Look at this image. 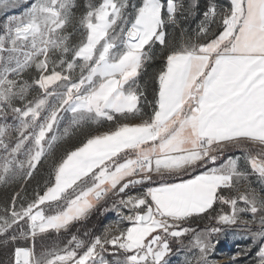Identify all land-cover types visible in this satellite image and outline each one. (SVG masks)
I'll return each instance as SVG.
<instances>
[{"label": "snow or ice", "instance_id": "obj_1", "mask_svg": "<svg viewBox=\"0 0 264 264\" xmlns=\"http://www.w3.org/2000/svg\"><path fill=\"white\" fill-rule=\"evenodd\" d=\"M18 4L0 0V12ZM198 8V0H32L7 17L0 242L11 249L8 264H110L105 253L111 264H169L173 243L184 264H218L211 257L228 229L251 241L230 264L250 255L264 264V0L227 8L207 0L194 34L169 35ZM157 47L163 67L148 100L139 79ZM103 122L111 127L53 158L59 142ZM234 149L241 155L225 159ZM50 158L49 180L29 196ZM109 200L119 219L100 235L51 239ZM197 218L215 224L191 227Z\"/></svg>", "mask_w": 264, "mask_h": 264}, {"label": "rangeland", "instance_id": "obj_2", "mask_svg": "<svg viewBox=\"0 0 264 264\" xmlns=\"http://www.w3.org/2000/svg\"><path fill=\"white\" fill-rule=\"evenodd\" d=\"M32 0H19V4L15 9H10L7 12H0V32L3 31L4 25L7 23V17L10 15H18L22 13L27 6L30 5ZM82 2L81 0H78V3ZM133 4L140 3V0H131ZM207 2V0H198L199 8L194 11L191 15H188L186 17L181 18L180 26L178 28H174L173 26H168L166 28V31L169 33L170 36H179L180 30L183 29L188 34H194V32L198 29V25L203 20V17L201 15V12L203 10L204 4ZM230 0H216V3L222 7L227 8L229 5ZM212 30L216 31V26L212 25ZM161 49L157 47V53L158 55L161 53ZM157 55V56H158ZM153 64V60L147 65L145 72L141 74V77L139 79V83L142 88L145 89L146 83H149L150 76H147V71L151 69V65ZM161 69V66H158L153 74H156ZM154 76V75H153ZM144 78V79H143ZM143 80H146L143 84ZM154 86V85H153ZM150 110V109H149ZM65 119L61 122V131H63V128L67 126L68 124V118L70 117V114L65 113L64 114ZM12 119L9 118L8 123H12ZM109 127H111V124L108 122H103L99 125L92 124L90 126H86L84 132H76L74 135L69 136L68 138L64 139L63 141L59 142L54 150V159L59 160L61 156L64 155V153L71 148L77 146L83 139H85V136L88 133L95 134L96 132H101L107 130ZM228 155L231 156H239L241 155L239 150H233L231 152H228L225 154V159ZM53 158L49 159V163H45L43 167L38 166V171L35 174L34 179L30 181V183L27 185V193L29 196L33 193L34 189H43L45 187V182L49 180L50 177V163ZM253 187L257 188V190L260 189L261 185L257 182L256 178L253 176L252 178ZM6 189L4 186L0 185V201H2L3 195L5 193ZM10 192V189L7 190ZM100 207V216L103 217L104 223L99 229L98 235H100L106 227L109 225L115 223L118 221L119 217L117 213L112 209V201L109 200L106 204L101 203ZM107 209V210H106ZM217 210H219V206H217ZM224 211H228L227 206H224ZM215 213H213L214 215ZM215 221H209L207 218L204 219H193L189 222V225L193 228L197 229H203L207 226L214 225ZM127 226V223L121 225ZM53 240H56V242H61V237L58 239L56 237L51 238ZM220 243L217 245V248L211 257L213 260L217 261L218 264H230V257L233 256L236 252H238L240 249L247 247L251 241L250 238L244 236L242 233L235 231L233 229H228L226 235H222L220 237ZM187 243V241H185ZM172 247L174 249L173 253L167 257L169 264H184V258L185 253L182 251H176L177 245L175 243L172 244ZM11 255V249L4 245L2 242H0V264H8L9 256ZM105 258L110 261V264L112 261H114L115 257L112 255H109L108 253H105ZM239 264H253V256H247V257H239Z\"/></svg>", "mask_w": 264, "mask_h": 264}, {"label": "trees", "instance_id": "obj_3", "mask_svg": "<svg viewBox=\"0 0 264 264\" xmlns=\"http://www.w3.org/2000/svg\"><path fill=\"white\" fill-rule=\"evenodd\" d=\"M158 66H161V68L163 67V59H162V55L160 54L153 59V64L151 65V69H149L146 74L147 76H150V79L148 80L149 83H146V87H145L148 100H152L153 97V88L155 87V83H154L155 74L153 73L155 72ZM144 82H146V80H143V84ZM103 223H104V219L103 217L100 216V207L98 206L97 209L93 210L92 214L86 220L75 223L69 229L68 232L62 233L59 237H61V242H66L68 239H70L71 235L73 234L77 235L80 238L87 239V237H85V233L98 235L99 229L101 228Z\"/></svg>", "mask_w": 264, "mask_h": 264}, {"label": "crops", "instance_id": "obj_4", "mask_svg": "<svg viewBox=\"0 0 264 264\" xmlns=\"http://www.w3.org/2000/svg\"><path fill=\"white\" fill-rule=\"evenodd\" d=\"M176 37H179V36H176Z\"/></svg>", "mask_w": 264, "mask_h": 264}, {"label": "built area", "instance_id": "obj_5", "mask_svg": "<svg viewBox=\"0 0 264 264\" xmlns=\"http://www.w3.org/2000/svg\"><path fill=\"white\" fill-rule=\"evenodd\" d=\"M199 25H200V24H199ZM199 25H198V26H199Z\"/></svg>", "mask_w": 264, "mask_h": 264}]
</instances>
